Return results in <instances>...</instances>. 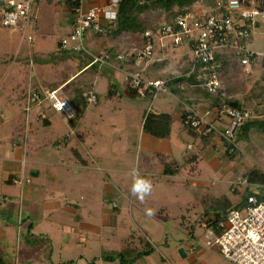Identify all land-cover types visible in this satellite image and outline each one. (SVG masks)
I'll use <instances>...</instances> for the list:
<instances>
[{"label":"rangeland","instance_id":"1","mask_svg":"<svg viewBox=\"0 0 264 264\" xmlns=\"http://www.w3.org/2000/svg\"><path fill=\"white\" fill-rule=\"evenodd\" d=\"M51 8L54 11L53 21L47 19L44 7L41 5L37 7L35 22L29 26L10 29L0 24V95L7 92L10 84L13 86L19 79L25 83L27 76L32 71L36 75L41 73L39 76L42 77L46 74L47 69L63 70V65L70 63L72 59L77 61V58L80 57L79 54L70 55L66 57L65 62L61 61L62 57L59 55L60 49L57 43L63 38V32L58 26V20L64 19L63 21L66 22L64 18L66 13L60 9V6L53 5ZM144 18L155 20L157 25L162 21H168L167 17L164 18L157 9L144 12ZM125 35L123 33L116 37L113 44L118 43ZM127 35L133 34L128 33ZM104 36L99 34L96 37H102L105 40ZM133 36L136 37V35ZM109 38L113 39L112 37ZM249 48L256 53L263 52V24L253 31ZM189 56L190 51L188 48L181 51L168 46L165 50L163 63H161L163 71H166L160 79L165 81L171 79L169 77L175 76V74L178 76L183 75L186 87L179 94L185 98L186 102H190L189 105L197 108L196 106L199 107L200 104L192 105L191 102L196 98L203 100L201 96L203 88L193 85L187 79ZM178 58L180 61L176 63ZM72 68L73 65L66 68L67 70L64 69V74L70 73ZM87 72L84 76L81 75V78L84 81L90 78L91 81L94 74L89 73L90 70ZM100 73L96 78L95 90L99 93L101 100L105 91L104 78L107 75H100ZM218 76L221 82L223 99L238 100L243 108L251 112L253 119L264 121V56L254 55L248 59L246 64L239 63V60L235 65L228 64L218 72ZM48 77L50 76L47 75L43 83L51 85L52 80ZM51 77L53 76L51 75ZM79 79L80 77L76 78V81H79ZM110 82L118 87V82L113 78L110 79ZM120 92L121 90L117 91V93ZM100 100L95 105H86L84 109L77 111V115L71 119L64 117L63 120H60L59 115L55 113L51 117L53 127L51 129L54 134L63 136L64 141L56 145L50 143L38 148L36 151L28 152L24 162L26 175H28L30 169L35 170L34 167L40 170L38 177L32 178V182L36 183L33 185L34 200L32 201L31 192L29 191L31 187H28V197H25L24 201H20L18 198L20 204L13 207L17 215L15 230L18 229V231L12 236H7V238L4 236L6 240L3 239V236H0L1 242L4 243V248H2L5 256L16 260L18 264H27L23 259H27L28 256L31 258V255H33L32 264H49L45 256L48 253L49 244L51 243L53 247H56L60 237L65 242L66 234L60 236L59 231L69 228L79 229L76 224L69 226L70 219H67V212L72 213L74 210L77 212V216L84 218L83 221H87L86 219L90 215L95 216L94 225L101 227L99 237H94L95 234H92V240L89 242L92 244V248L103 241L105 234H107V239L111 242L112 247H115L120 238L114 234L111 235L109 231H113L115 228L119 234L125 229L132 231L134 234H140L143 239H150V243L154 247L152 257L154 259L160 257L165 264H233L222 258L215 248L205 244L207 239L205 230L208 226L203 222L194 224L196 218L200 217L201 207L193 202L190 203V198L194 199L193 196L203 192L205 196L225 194L231 199V202L236 203L241 192H244V189L247 188L244 185H237V178L244 177L242 175L245 172L253 169L264 173V129L251 127L246 136L238 140V150L231 159L223 154L221 157L219 156L222 162L220 170L213 169L210 163L212 150L206 147L200 152L195 166L193 165L191 168V171L196 169L194 171L195 175H193L194 172L192 173L193 176L187 174L190 165L184 164V168L181 167L184 169L183 173L180 171L177 176L179 179L176 177H159L158 180L153 181L151 192L146 195L148 197H144L145 200H140L130 191L132 184L130 173L132 170L135 169L139 174L150 171L148 180L151 182L158 177L157 175L154 176V169H149L146 164L149 159L148 154L152 153V149L150 147L149 149L143 140L141 145L138 143L139 134H141V114H139V110L143 105L145 108L148 106V99L144 101L145 99L135 97L130 100L134 104L133 106L126 104V100L129 101V99L121 100L120 104H117L119 98L110 102ZM203 101L207 107L208 103L205 100ZM169 102L173 103L171 109ZM152 104V107L158 108L159 106V108L166 111L172 110L173 106H178L177 100L169 95L156 97ZM19 106L22 108L23 103H17L13 107L0 103V116L9 115ZM113 106H115V109L111 111L110 109ZM80 118H83L82 121H80ZM79 123L80 127L77 128L76 125L78 126ZM179 124L178 118L175 117L172 124L173 135L170 139L171 146L175 145L172 153L165 156H158V153L157 156L153 155L157 159L159 158V161L162 160V163L171 162V160L178 162L181 153L192 152V150H185L187 138H184V136L186 130L179 129ZM16 125V121L10 127L4 125L0 129V138L12 137L11 131L17 135ZM71 134L76 135L78 139L73 140L74 137L71 139ZM15 137V140L20 142L24 139L22 135ZM27 138V143L31 145H35L38 139H32L28 136ZM49 138L52 137L47 135L45 139ZM69 145L77 147V154L69 151ZM138 156L140 161L137 164ZM150 162L152 164V159ZM150 167H154L153 164ZM197 171H199V174L196 176ZM181 175L185 177L183 186L180 180ZM37 183L40 184L37 185ZM166 189H170V192L167 193L169 201H160L159 197L166 194ZM256 193L264 195V185L257 188ZM122 200L125 201V204L122 203ZM111 201L119 206L121 221L117 220V217L112 218L117 215V212L112 210ZM80 205H84L85 209L82 210L79 207ZM22 206H25L27 211L23 212V217H25L24 213H27L28 218L19 216L21 215L20 208ZM101 206L111 210L112 213H105ZM160 207H163V209L158 214ZM22 211L24 210L22 209ZM8 212L10 213V211ZM50 212L57 217H54V219L46 217ZM181 215L183 218L180 217ZM208 215H212V213L209 212ZM11 217L10 214L8 220H4L12 225L13 219ZM75 219L77 220V218ZM113 221L118 224V227H111ZM122 222L124 225H121ZM32 224L34 229L29 230L28 228ZM192 224L193 226H191ZM142 234L145 235L142 236ZM47 238L48 240H46ZM23 241L28 245H33L34 250L23 249ZM104 245H108V242L104 241ZM103 247L105 248V246ZM37 248H40V250L37 251ZM86 249L85 255L90 257L94 250ZM179 249H182L184 256L180 254ZM69 252L74 255L82 253V245L80 243L75 244L74 250ZM35 253L36 256H34ZM52 258H58L55 248Z\"/></svg>","mask_w":264,"mask_h":264},{"label":"crops","instance_id":"2","mask_svg":"<svg viewBox=\"0 0 264 264\" xmlns=\"http://www.w3.org/2000/svg\"><path fill=\"white\" fill-rule=\"evenodd\" d=\"M34 3H35L34 4L35 6L33 5L34 6L33 7L34 16L36 14L37 7L43 5L45 15H47V19L49 20L52 19L51 21L54 20V14H53L54 11L51 8V6L53 5L57 7L60 6V9L63 10L64 13H66L64 17L66 19V22L63 21L64 19H62L61 21L58 20L59 21L58 26L61 28V31L63 32V36H65L71 30L73 14L71 13L70 8L65 3V0H35ZM106 3H107V0H80L79 2L80 8L83 11L91 7H98V8L104 7ZM199 9H204V8L199 6V4L198 5L196 4V7L193 9V11L196 12ZM163 17L166 18V16H163ZM169 18L170 17H167L166 19L171 20V18L170 19ZM35 20H36V17H35ZM100 21H101L102 26L105 27L107 25L106 21L103 18H101ZM162 22H165V21H162ZM260 25L261 24H259V26ZM124 34L126 35L121 40H119L118 43L113 44V40L116 39V37L111 39L109 38L110 36L105 35L104 36L105 40H103L102 37L101 38L96 37L99 34H94L88 31L84 34L83 41H84V45H85L87 52H89L90 54H99L105 50H109L110 53L118 52V53H129L130 54V52L138 48H141L143 46L145 41H143V39L140 36L135 37L133 35H127L128 33H124ZM152 42H153V53L150 59H148L146 62L145 61L138 62V61H135L132 56H128L124 60L114 59L110 63L101 65L100 67H98L97 64L93 65L90 63L91 57L89 54L83 55L80 53L71 52L69 50L60 49L59 55L62 57L61 61H64L65 59H67L66 57L70 55L79 54L80 57L77 58L78 59L77 61H74L75 59H72V60L69 59L70 63L63 65V70L59 69L58 71L54 68H53L54 70L47 69V72H45L46 74H44L42 77L39 76L41 73L39 75H36V73L32 71V73L27 76L25 83H23L19 79L13 84V86H11L10 84L7 92H5L3 95H0V100H1L0 103L4 105L8 104L11 107H13L14 105L16 106L17 103L19 104L23 103L22 108H20L19 106V108L14 109L13 112L10 113L9 115L5 114V115L0 116V129L4 125H6L7 127L8 126L10 127L13 122L15 121L17 122V125L15 126L17 135H15L14 132L10 130L12 137L0 138V149H1L0 150V236H3V239H5L4 236H6L7 238V236L9 235L12 236L18 231V229L15 230V220H16L17 215H16V210H14L13 207H16V204H20L18 198L20 199V201H24L25 197H28L27 196L28 187H31L29 191L31 192L32 201L34 200L33 185L36 183L32 182V178L38 177L40 170L37 167H34L35 170L30 169L28 175H26V171H25L26 166L24 165V162L28 155V152L36 151L38 148L46 146L44 145V142L45 140H47L45 139L47 138V135L48 137H52V138L55 137L54 140H52V138H49L50 142L48 144L52 143L53 145L54 144L56 145V144H61V142L64 141L63 136L54 134V131L52 130L53 127H52V119H51V117L55 113L59 115L60 120H63L64 115L58 112H54L48 106L46 102L36 103V102L28 101L27 93L30 91V89L38 90L41 93H47L48 91L54 90L59 96L67 100H71V101L73 99L79 98L77 95L78 92H82L85 90V92H87L86 93L87 95L90 93H93L96 95V102H88L86 99V105L88 104L95 105L100 100L99 93L95 90V86L97 84L96 78H97L98 73L102 71L100 75H104V76L107 75V77L104 78L105 79V91L102 95L101 100L103 102H107V101L110 102L112 100L119 98V103L117 104H120L121 100L129 99V101L126 100L127 102L126 104H128L129 106L130 105L133 106L134 104L130 100H133L135 97H139V96L138 95L132 96L130 94H126L125 92V89L127 88V86H129L130 88H133L129 84V80L127 78L129 74L135 71H139V74L144 81L151 82L154 80H163L160 78H162L166 70L163 71V66L161 65V63H163L165 50H167V47L171 46V47L176 48V50L180 49L181 51H183V49L185 48H188L190 51V43H191L190 41H183L182 43L175 45L171 42L169 38H162V39L154 38ZM179 61L180 59L178 58L176 63H179ZM72 65H73V68L71 69V72L64 74V69L70 68L72 67ZM188 65L190 68V62L188 63ZM88 70H90L89 73L94 74L93 75L94 77L91 81H90V78H87L84 81L83 78L81 77L84 76L85 73H88L87 72ZM189 73L190 72L188 70L186 74L189 75ZM25 74L27 73L25 72ZM47 75H49L50 77L48 78L52 80L51 85H47V83H43L44 80L47 78ZM51 75L53 77H51ZM200 75H202V73ZM78 77H80V79L79 81H76V78ZM111 78H113L115 81L118 82V87L116 86V84L110 82ZM169 78L171 79L165 80V84H164L166 91L160 94L158 93L156 97L158 96L164 97L166 95H169L172 98H175V100H177L178 106L177 107L173 106L172 110L166 111V110H162V108H159V106L158 108L152 107L153 101L149 102L148 100V106L145 108L143 105L142 108L139 110V114H141V126H140L141 134H139L138 143L141 145V142L143 140L145 144L147 145V147L148 148L150 147L152 149V151L147 150V151H151L152 153L151 154L147 153L149 159L146 162V164L149 169L151 170L154 169L153 171L154 176L156 175L158 176L157 179L153 178L154 180H152L151 184L153 183V181L158 180L159 177L160 178L176 177L177 179H179V177L177 176L180 174V171L181 173H183V170H184L183 165H182L183 168L177 169L176 171L173 172V174H163L162 168L165 164H173V163L178 164L180 162H183L184 159L186 158V155L191 153V152L181 153L178 162L175 160L173 161L171 160V162L162 163V160L159 161V158L157 159L156 157L153 156V155L157 156V153L159 154L158 156H162V155L165 156L168 153H172L173 147H175V145L173 144V146H171L170 139L172 138V135H173V132H172L173 125L172 124H173L175 117L178 118V121L180 123L178 125V128L186 130L185 132L186 135L184 136V138L185 137L187 138V141L185 142V150L186 151L192 150V152L194 151L193 147L194 146L197 147L198 145L200 146L202 140L200 139V137L196 134L194 130L190 129L189 127L185 126L182 123L181 119H182V115L184 111H186L188 108L193 109L199 112L201 115L205 116L208 120L214 121L217 125L222 126L226 124V118L222 114L217 113V109L215 108L209 109L208 106L206 107V103H204V101L201 100L200 98H196L193 102H191L192 105L200 104L199 107L196 106L197 108L189 105L190 102H186L185 98L179 94L180 92H182L184 87H186V85L184 84L185 80H184L183 75L178 76L177 74H175V76H170ZM118 90L119 91L121 90V92L117 93ZM174 90H177V91H174ZM147 99L148 98H142V100L144 101H146ZM169 103H170V109H171V106L173 103L171 102ZM121 105L123 104L121 103ZM114 109H115V106H113L110 110L114 111ZM147 111H150L151 113H154V114L166 113L171 116V124H170V129H169L170 131H169L168 137L159 138V137H154L148 133L142 132V129H141L142 119H143L144 114ZM44 115L49 120V124L47 125V130H45V128L41 125V121L39 119V118H43ZM75 115H77V111ZM80 119H81L80 121H82L83 118H80ZM76 127L79 128L80 123L78 124V126L76 125ZM40 133L42 134L40 135ZM21 135L24 136V139L22 142H20L19 140H15L16 139L15 136H21ZM27 136L32 139L38 138L36 144L35 145L28 144ZM70 137L71 139L74 137L73 140L78 139L77 136L74 134L73 135L71 134ZM212 143H214V146L209 147L212 150V154L210 156V163L213 166L214 170H217V169L220 170L222 162L219 159L218 154L221 153L222 146H221V143H219L217 139H214ZM187 145H190V148H188ZM68 149L73 154L77 152V147L75 145H69ZM157 149L159 150L157 151ZM151 159H152V164L154 167L158 165L160 166L155 167V168L150 167L152 165L150 162ZM139 161H140V157L138 156L137 164ZM176 164L172 165V167H176ZM198 174H199V171H197L196 176ZM140 175L148 179V176H150V171L149 172L145 171L143 172V174H140ZM193 175H195V172ZM193 175L191 174L190 176H193ZM184 179L185 177L181 175L180 180H181L182 186H183ZM38 184L40 183H37V185ZM168 192H170V189H166L165 190L166 194L159 197L160 201H164V202L169 201L168 200L169 196L167 195ZM203 193L193 196L194 199L200 195H203ZM21 196H22V199H21ZM145 197H148V196H145ZM190 199H191L190 202H193L192 201L193 198L191 197ZM142 200H145V198H143ZM174 201L176 200L174 199ZM122 203L125 204V201H123ZM111 206L112 208L118 207L116 210L117 215H114V217L112 218L117 217L116 219L121 221L122 217L119 215V206L113 203L112 201H111ZM79 207L82 210L85 209L84 205H80ZM20 209H21V215L19 216L21 218H28L29 215L27 213H24L25 217H23V212H27L25 210L26 207L22 206ZM22 209L24 211H22ZM62 209L64 208L62 207ZM102 209L105 213H112V211L108 210L107 208L102 207ZM162 209L163 207H160L158 209V214L162 212ZM8 211H10V213ZM67 213H68L67 219H70L69 226L71 224L72 225L76 224L77 225L76 227L79 229L76 230L75 228H69L67 230H60L58 233L60 236L64 233L66 234L65 242H63V238L60 237V239H58L57 241L56 247H53L52 244L49 242L50 247L48 248V251H47L48 253L45 254L46 248L43 250L49 264L60 263V262H64L67 260H72V262L69 264H120L117 260H112V261L103 260L102 255L106 254L108 251L117 250L120 246L121 241L124 238L129 237L130 240H133L135 243L137 242L138 237L142 238L140 234L138 233L134 234L132 233V231L130 230L127 231L125 229L122 233L118 234L114 228L118 224H116L113 221L112 222L113 225H111V227H113L114 229L113 231H109V233L111 235L114 234L120 238L118 243L116 242L117 245H115V247H112L111 242H109L107 239V234H105L103 241H101V243L97 245L98 249H97V246L92 248V244L89 243L92 240V237H93L92 234L93 233L95 234L94 237H99V233L101 231V227L99 225L98 227L94 225L95 216L92 217L90 215L86 219L87 221H83L84 218L82 216H77L76 211L73 210L72 213H69V212ZM10 214L12 215L11 218L13 219L12 225L5 221V220H8V217H10ZM47 216L50 219H54V217H57L53 215L51 212L48 213L46 217ZM180 217L183 218L182 215ZM75 218H77V220ZM121 225H124V223L122 222ZM29 228L33 230L34 229L33 224L31 225V227L29 226ZM143 235L145 234H142V236ZM46 240H48V238ZM104 241L108 242V245H104ZM23 242H24L22 243L24 245L22 246L23 249L29 248V249H32V251L34 250L32 248L33 245H28L25 241ZM78 243L82 245V253H78L75 255L71 254L69 251L74 250V245ZM142 243H147L148 245H151L150 239H146V238L142 239ZM103 246H105V248ZM2 247L4 248V243L1 242L0 240V257H1L0 262L1 264H18L16 260H12L11 257L9 258L5 256V252ZM54 248H55V251H57L58 253V258H55V259L52 258ZM86 248L94 250L90 257H88L89 255L87 256L85 255V253L87 252ZM36 250L39 251L40 248H37ZM34 256H36V253L34 254ZM32 257L33 255H31V258H29L28 256L27 259H23V260L27 264H29V262L30 264H32L31 262H33V259H34V257L33 258ZM128 264H165V263L162 261V259H160V257H158V259H154L152 257V252H151L147 255H143L139 258H136L135 260H132Z\"/></svg>","mask_w":264,"mask_h":264},{"label":"built area","instance_id":"3","mask_svg":"<svg viewBox=\"0 0 264 264\" xmlns=\"http://www.w3.org/2000/svg\"><path fill=\"white\" fill-rule=\"evenodd\" d=\"M35 0H0V24L10 29H19L34 23ZM74 9L71 30L60 40V47L69 51H84L91 57V64L98 67L115 60H124L132 56L135 61H147L153 53L154 38H169L175 45L190 41V68L193 71L196 64H201V86L208 92H215L221 82L218 76V63H214L215 53H227L226 50L241 52L238 58L241 64H246L251 56H264V49L256 53L249 48L253 31L264 25V0H213L210 8L198 11H186L175 14L171 20L160 23L153 31L145 30L142 37L145 42L141 48L129 53L105 52L90 54L87 52L83 36L86 32L103 33L101 25L103 18L107 25L116 17L118 0H107L104 7H91L85 11L80 8V0ZM129 84L136 89L141 98L149 102L160 92H165V81H144L139 71L127 77ZM88 102H95L96 95H87ZM30 102H46L50 108L66 116L73 113L69 100L59 96L52 90L41 93L30 89L27 93ZM149 109V108H148ZM226 118L225 125H217L193 109H187L182 115L185 126L194 130L198 136L216 133L225 143L229 153L238 150L236 130L246 121L248 112L232 108L217 110ZM190 148V145H187ZM237 185L247 187L245 197L239 206L229 209L222 219L209 225L205 230V244L215 248L227 261L233 264H264V199H260L256 189L264 184L248 182L245 177L237 178ZM246 189V188H245ZM244 189V190H245Z\"/></svg>","mask_w":264,"mask_h":264},{"label":"trees","instance_id":"4","mask_svg":"<svg viewBox=\"0 0 264 264\" xmlns=\"http://www.w3.org/2000/svg\"><path fill=\"white\" fill-rule=\"evenodd\" d=\"M65 3L70 8L71 13L74 14V9L78 5L77 0H65ZM196 4L203 8H210L213 6V0H118L115 11L116 17L112 23L105 26L103 33H94V34H104L110 36L112 38L118 37L123 33H131L136 36H140L143 41L145 38L142 37V34L145 30H154L158 25L155 23V20H150L144 18V12L147 10H159V12L166 17H173L175 14L183 13L186 11H192L196 7ZM141 16V18H140ZM73 18V16H72ZM191 44V43H190ZM59 49L60 42L57 43ZM66 50V49H62ZM227 53H215L214 55V63L219 64V68L216 69L217 72H220L223 68H225L228 64L237 63L238 58L242 55L241 52H236L233 50H226ZM80 54H87L84 51H71ZM105 52H110L109 50H105ZM88 55V54H87ZM254 56V55H253ZM251 56L250 58H252ZM240 63V62H239ZM96 64V63H95ZM94 65V64H93ZM202 65L196 64V67L193 71H191L188 75V80L195 86L202 87V78L201 71ZM189 70V68H188ZM200 76V77H199ZM178 79V78H177ZM183 79V78H182ZM181 80V79H180ZM178 81V80H176ZM203 88V87H202ZM197 89V88H195ZM198 90V89H197ZM177 91V90H174ZM49 92V91H48ZM126 94H130L132 96L137 95L135 88H130L127 86L125 89ZM87 92L82 91L78 92L77 95L79 98L69 100L73 113L71 116H66L60 112V114L64 115L63 117H67L71 119L73 116H76V111H81L84 109L86 105V94ZM201 96L203 100L208 103V108H215L217 110H221L223 108H232L240 111L248 112V116L246 121L236 130V141L246 136V133L250 130L251 127L264 129V121L263 120H255L252 118L251 112L242 107V104L236 99L224 98L222 97L221 86L213 93H208L204 88L201 91ZM225 97V96H224ZM52 109V108H51ZM75 109V110H74ZM53 110V109H52ZM54 111V110H53ZM56 112V111H54ZM184 114V113H183ZM41 121V125L47 130V125L49 124V120L44 115L43 118H39ZM183 123V122H182ZM171 124V116L166 113L154 114L150 111H147L142 119V132L148 133L154 137L165 138L168 137L169 129ZM201 141L200 146H194V151L190 154L186 155V158L182 163H173V164H165L162 168L163 174H173L174 171L180 169L184 164L190 165L189 172L187 174L191 175L196 169L191 171L192 166L196 164V161L199 159V154L206 147H213L214 139H217L219 143H221L222 151L218 155L221 157L222 154L225 155L228 159H231L234 153H229L225 148V143L216 133H210L207 136H199ZM49 139L45 140L44 145L49 143ZM77 153V152H76ZM186 162V163H184ZM176 167H172L175 165ZM242 176L246 178L248 182H258L260 184H264V173L259 172L257 170H249L245 172ZM248 190L247 188L244 192H241L240 197L236 203L231 202V199L225 195L220 194L217 196L210 195H200L193 199V203L195 205H199L201 207L200 217L194 222H203L205 225L209 226L215 223L216 220L222 219L225 216V213L232 208H236L239 206L240 202L243 201L245 194ZM260 199H264V195H258ZM191 203V202H190ZM118 207H113L114 211L117 210ZM209 212L212 215H208ZM202 218V219H201ZM193 226V224L191 225ZM190 226V227H191ZM31 227V225H30ZM30 229V228H28ZM142 239L138 237L137 242L135 243L133 240H130L129 237L124 238L120 246L117 250L110 251L111 253H106L102 255L103 260H117L120 264H128L132 260L139 258L143 255H147L153 251V246L148 245L147 243H142ZM1 260V257H0ZM72 260H67L60 263L55 264H69ZM1 264V262H0Z\"/></svg>","mask_w":264,"mask_h":264},{"label":"clouds","instance_id":"5","mask_svg":"<svg viewBox=\"0 0 264 264\" xmlns=\"http://www.w3.org/2000/svg\"><path fill=\"white\" fill-rule=\"evenodd\" d=\"M130 175L132 179L130 191L142 200L146 195L151 192V181L141 176L135 169L132 170Z\"/></svg>","mask_w":264,"mask_h":264},{"label":"water","instance_id":"6","mask_svg":"<svg viewBox=\"0 0 264 264\" xmlns=\"http://www.w3.org/2000/svg\"><path fill=\"white\" fill-rule=\"evenodd\" d=\"M179 252H180V254H181L182 256L185 255L184 252L182 251V249H179Z\"/></svg>","mask_w":264,"mask_h":264}]
</instances>
